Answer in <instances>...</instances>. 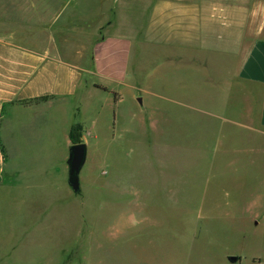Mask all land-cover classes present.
Instances as JSON below:
<instances>
[{
  "label": "rangeland",
  "instance_id": "374dc122",
  "mask_svg": "<svg viewBox=\"0 0 264 264\" xmlns=\"http://www.w3.org/2000/svg\"><path fill=\"white\" fill-rule=\"evenodd\" d=\"M82 2L68 11L70 29L85 25L91 34L66 41L91 48L93 32L96 40L130 39L124 82L93 77L122 100L108 90L83 92L75 122L85 130L81 193L74 195L62 176L57 189L35 188L27 264H264L260 92L230 78L237 63L221 50L181 44L179 20L176 28L144 12L152 0H124L115 16L105 0ZM204 2L214 14L233 7L218 19L235 30L231 51L243 55L262 35L264 0ZM210 18L199 39L216 48L221 41ZM64 111L67 121L69 104Z\"/></svg>",
  "mask_w": 264,
  "mask_h": 264
},
{
  "label": "crops",
  "instance_id": "0c3cea01",
  "mask_svg": "<svg viewBox=\"0 0 264 264\" xmlns=\"http://www.w3.org/2000/svg\"><path fill=\"white\" fill-rule=\"evenodd\" d=\"M204 1L152 0L151 4H145L144 12L148 10L149 14L168 19L174 26L179 20L184 46L221 50L234 60L237 65L230 78L261 94L259 125L264 129V28L243 55L241 50L231 51L237 42L235 30L218 19L225 18L233 7L225 5L221 15L214 14L206 11ZM107 2V10L115 16L124 0H113L114 7L107 6ZM82 3V0H0V264H27L28 240L34 236L32 202L34 196H39H33L35 188L57 189L55 178L61 176L67 184L66 162L71 145L68 133L81 115V96L83 92L102 91L100 87L108 90L93 77L121 83L125 79L130 39L112 34L96 40L98 34L93 32L96 41L91 48L82 41L65 40L64 36L91 34L85 25L76 33L70 29L68 11L79 9ZM208 17L211 34L221 41L216 48L208 44V38L199 39L205 36ZM111 27V22H107L105 28ZM176 32L177 29L173 33ZM149 33L153 34V41H160L155 37L157 28H150ZM171 42L175 41H167ZM114 94L120 102V94ZM65 104L70 105L67 121ZM48 210L47 205L38 214L36 224L40 227L48 218Z\"/></svg>",
  "mask_w": 264,
  "mask_h": 264
},
{
  "label": "water",
  "instance_id": "95a60500",
  "mask_svg": "<svg viewBox=\"0 0 264 264\" xmlns=\"http://www.w3.org/2000/svg\"><path fill=\"white\" fill-rule=\"evenodd\" d=\"M140 102V100H139ZM86 160V145L84 143L70 145L67 159V184L74 195H80L79 174ZM231 263L239 261L238 257L229 256Z\"/></svg>",
  "mask_w": 264,
  "mask_h": 264
},
{
  "label": "trees",
  "instance_id": "16d2710c",
  "mask_svg": "<svg viewBox=\"0 0 264 264\" xmlns=\"http://www.w3.org/2000/svg\"><path fill=\"white\" fill-rule=\"evenodd\" d=\"M100 89H102L103 91H106L105 88L100 87ZM83 133H84V129H83L82 125L78 124V123H74L70 127L69 133H68V138H69L70 144L74 145V144L83 143V141H82Z\"/></svg>",
  "mask_w": 264,
  "mask_h": 264
}]
</instances>
